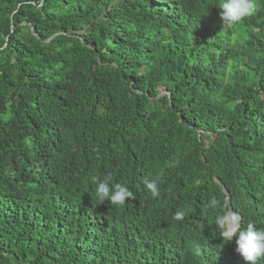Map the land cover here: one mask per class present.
Returning <instances> with one entry per match:
<instances>
[{"label":"trees","instance_id":"obj_1","mask_svg":"<svg viewBox=\"0 0 264 264\" xmlns=\"http://www.w3.org/2000/svg\"><path fill=\"white\" fill-rule=\"evenodd\" d=\"M220 3L0 0V264H244L215 219L264 228V0Z\"/></svg>","mask_w":264,"mask_h":264},{"label":"clouds","instance_id":"obj_2","mask_svg":"<svg viewBox=\"0 0 264 264\" xmlns=\"http://www.w3.org/2000/svg\"><path fill=\"white\" fill-rule=\"evenodd\" d=\"M217 7L222 10L220 18L224 27H233L257 11V0H221ZM144 183L152 198L159 197L160 188L157 180H145ZM94 194L100 204L107 201L116 206L124 205L127 199L134 198L127 186L117 183L112 187L107 180L95 182ZM217 203L216 198L212 197L209 206L213 207ZM183 215L182 212H177L174 219L182 220ZM215 225L224 240L232 242L235 237V251L243 259L244 264H258V261L264 258V228H257L251 222L246 228H242L241 217L233 210L218 215Z\"/></svg>","mask_w":264,"mask_h":264},{"label":"rangeland","instance_id":"obj_3","mask_svg":"<svg viewBox=\"0 0 264 264\" xmlns=\"http://www.w3.org/2000/svg\"><path fill=\"white\" fill-rule=\"evenodd\" d=\"M160 94L163 95L165 94V91L163 89L160 90Z\"/></svg>","mask_w":264,"mask_h":264},{"label":"water","instance_id":"obj_4","mask_svg":"<svg viewBox=\"0 0 264 264\" xmlns=\"http://www.w3.org/2000/svg\"><path fill=\"white\" fill-rule=\"evenodd\" d=\"M161 95V94H160Z\"/></svg>","mask_w":264,"mask_h":264}]
</instances>
